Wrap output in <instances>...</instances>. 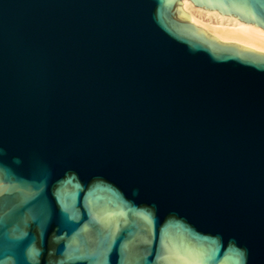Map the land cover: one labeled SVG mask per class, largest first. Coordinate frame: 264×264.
Listing matches in <instances>:
<instances>
[{
    "label": "water",
    "instance_id": "95a60500",
    "mask_svg": "<svg viewBox=\"0 0 264 264\" xmlns=\"http://www.w3.org/2000/svg\"><path fill=\"white\" fill-rule=\"evenodd\" d=\"M183 1L0 0V264H264V54Z\"/></svg>",
    "mask_w": 264,
    "mask_h": 264
},
{
    "label": "bare ground",
    "instance_id": "6f19581e",
    "mask_svg": "<svg viewBox=\"0 0 264 264\" xmlns=\"http://www.w3.org/2000/svg\"><path fill=\"white\" fill-rule=\"evenodd\" d=\"M181 9L189 15V22L221 43H234L253 47L254 52L264 54V31L241 23L235 17L221 15L195 7L190 1L181 2Z\"/></svg>",
    "mask_w": 264,
    "mask_h": 264
},
{
    "label": "rangeland",
    "instance_id": "374dc122",
    "mask_svg": "<svg viewBox=\"0 0 264 264\" xmlns=\"http://www.w3.org/2000/svg\"><path fill=\"white\" fill-rule=\"evenodd\" d=\"M180 8H181V6H180Z\"/></svg>",
    "mask_w": 264,
    "mask_h": 264
}]
</instances>
